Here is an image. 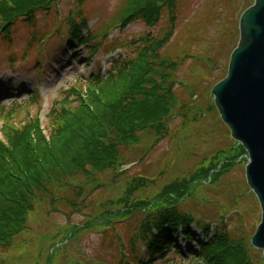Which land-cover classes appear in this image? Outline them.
Wrapping results in <instances>:
<instances>
[{"label": "rangeland", "instance_id": "374dc122", "mask_svg": "<svg viewBox=\"0 0 264 264\" xmlns=\"http://www.w3.org/2000/svg\"><path fill=\"white\" fill-rule=\"evenodd\" d=\"M252 1H177L175 35L164 49L167 56L175 62L179 61V71L174 78L182 82V87L174 85L175 95L178 93L182 104L180 116L170 123V136L159 140L153 147H150L153 137L149 136L136 147L128 149L125 152L126 160L135 162V166L119 179H104L105 189L95 191L83 203L93 204L90 208L83 207L84 215L74 213L68 218L66 215L31 214L27 228L14 244V250H0V256L5 254L4 264H89L90 261L116 264L120 244L115 236L118 233L123 241H128L130 234L135 232L137 221L117 224L114 234L109 231L101 233V227L93 226L89 232L72 235L62 225L82 224L87 217L94 218L98 213L101 216L102 210L96 212L95 203L107 204L105 200L108 199L115 202L137 175L153 179L146 187L139 189L136 196L156 201L154 196L166 185L180 181L198 168L208 169L211 177L200 180L198 187L197 181L194 182L191 192H187L182 199L183 209L194 217L215 220L217 213L224 214L235 208L221 223L215 220L212 227H227L229 235L249 239L259 222L260 209L245 182L244 152L230 138L229 129L221 122L210 87L223 76L230 50L237 43L240 12ZM84 3L82 12L89 20V30H93L114 18L124 0H85ZM75 7L73 0H60L49 12L35 13L32 25L20 19L13 27L9 40L0 36V105L5 104L6 108H10L9 101L15 98L24 100L34 89H39L43 94L44 103L59 100L78 75L89 77L94 73L93 64L88 69L84 68L88 59L106 68L110 60L124 56L133 49L123 48L110 54L102 52L111 38H129V41L147 32L142 23L134 22L120 32L118 29L111 30L108 40H99L101 47L96 55L90 56L85 49L78 48L76 53L68 56L67 48H76L77 45L69 43V26L64 19ZM165 11L159 24L152 28V34L163 35L167 29ZM58 21L64 31L58 28ZM32 34L37 35L35 38L38 42H30ZM215 65L218 66L213 68ZM33 107V104L25 103L17 109L13 123L25 122L28 111L34 116L36 106ZM3 124L5 118L0 117V128ZM226 163H230V167L223 175L217 176L216 172ZM193 234L200 236L195 229ZM249 254L257 264H264V253L251 248ZM171 262L188 264L178 259Z\"/></svg>", "mask_w": 264, "mask_h": 264}, {"label": "trees", "instance_id": "16d2710c", "mask_svg": "<svg viewBox=\"0 0 264 264\" xmlns=\"http://www.w3.org/2000/svg\"><path fill=\"white\" fill-rule=\"evenodd\" d=\"M176 1L126 0L113 24L124 27L138 20L152 27L162 9L172 12ZM52 2L0 0L2 28L20 15L31 19L33 12L49 10ZM77 2L83 4L82 0ZM76 14L78 20L69 21L72 38H78L79 31L86 27V20L78 11ZM92 37L87 34L84 42ZM169 38L170 33L160 38L144 35L133 40L138 46L132 58L112 63L105 77L99 74L89 79L78 77L79 85L70 90L74 99H69L68 94L58 107L47 113L46 135L42 134L37 119L27 120L25 124L13 123L21 105L13 104L7 110L0 108V117L5 118L1 126L3 140H0V248L10 247L26 228L36 206L47 200L52 203L61 188L72 190L79 200L94 192L97 177L111 173L121 175L119 169L125 161L122 149L136 146L146 135H153L154 142L166 136L169 119L178 106L172 86L179 65L160 54ZM206 171L198 170L182 183V189V185L171 183L165 190L169 194H162L160 202L137 200L136 193L144 181L135 178L112 203L115 209L106 208L101 219L92 220L84 227L74 226L72 231L95 224L104 228L143 212L135 240L144 243L150 255L159 254L160 248L170 251L172 243L165 236V225H181L188 240H192L188 225L202 226L188 213L181 212L177 202L189 192L192 182L207 176ZM85 186H90L88 192ZM69 205L78 207L79 203L72 201ZM153 229L157 235H153ZM203 229L209 228L205 225ZM129 242L132 253L134 242L132 239ZM248 246L244 238L222 231L200 247L198 257H203L208 264H255L250 259ZM135 263L148 264L142 260Z\"/></svg>", "mask_w": 264, "mask_h": 264}, {"label": "water", "instance_id": "95a60500", "mask_svg": "<svg viewBox=\"0 0 264 264\" xmlns=\"http://www.w3.org/2000/svg\"><path fill=\"white\" fill-rule=\"evenodd\" d=\"M238 29L228 75L211 94L231 138L247 151L246 182L262 214L251 244L264 250V0H254L241 14Z\"/></svg>", "mask_w": 264, "mask_h": 264}]
</instances>
